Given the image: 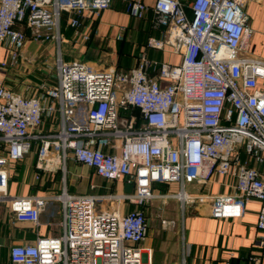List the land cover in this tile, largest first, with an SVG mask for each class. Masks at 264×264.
Listing matches in <instances>:
<instances>
[{"label":"built area","instance_id":"1","mask_svg":"<svg viewBox=\"0 0 264 264\" xmlns=\"http://www.w3.org/2000/svg\"><path fill=\"white\" fill-rule=\"evenodd\" d=\"M252 0H130L129 15L138 21L153 13L161 37L147 49L181 56L178 65L141 55L128 72H98L82 62L56 60L57 84H42L27 98L8 85L11 68L0 61V202H11L18 222L40 224L48 197H8L7 167L39 144V159L51 151L64 161L94 168L108 181L135 183L132 196L109 201L144 204L156 182H180L186 176L207 183L215 174H233L235 193L213 197L212 211L224 217L261 202L258 229L264 232V59L240 57L254 31L245 12ZM112 0H0V49H11L12 62L31 39L63 41L60 25L78 29L84 13L95 16ZM122 28L118 40H123ZM89 37H86L88 39ZM128 113L122 117L121 113ZM56 130L44 133L46 119ZM245 154V159L243 158ZM64 206V234L37 238L34 245L10 250L13 264H144L140 244L148 236L141 210L122 214L98 211L96 196H55ZM264 243V238L262 239ZM256 264L260 260L254 258Z\"/></svg>","mask_w":264,"mask_h":264},{"label":"crops","instance_id":"2","mask_svg":"<svg viewBox=\"0 0 264 264\" xmlns=\"http://www.w3.org/2000/svg\"><path fill=\"white\" fill-rule=\"evenodd\" d=\"M129 1L112 0L111 7L98 17L84 13L78 29L68 26L69 15L64 14L60 25L63 41L30 39L19 52L17 63L12 62L11 49H0V61L11 66L6 85L27 98L37 97L42 84H57L56 60L60 54L65 63L82 62L98 72H128L138 65L143 53L153 59L154 50H146L145 46L150 38L161 37V31L153 28L152 12L145 20L133 19L128 13ZM145 2L151 8L155 5V0ZM245 12L254 34L240 57L264 59V0L250 1ZM122 28H125L123 40H118ZM156 51H163L168 57L161 63L181 62V56L171 53L169 48ZM64 52L69 57L65 58ZM49 54L53 56L48 57ZM56 114L46 119L44 133L56 130L60 113ZM7 153L8 145L0 142V157ZM254 166L264 171L263 166ZM7 176L8 197L51 199L41 212L39 225L18 222L11 212L10 200L0 202V264H13L10 258L13 247L34 245L40 237L63 236L64 206L54 199L62 192L96 196L100 198L96 208L102 212L143 211L149 226L148 236L140 244L144 264H256L254 258L264 264V232L258 229L261 202L251 200L243 210L231 208L224 217L213 214L214 196L235 193L237 178L231 173L215 174L207 183L188 176L183 184L156 182L152 189L154 197L142 205L130 200L109 201L103 197L135 195L136 184L126 179L105 180L94 168L76 162L71 156L64 161L60 152L51 151L45 160H40L39 144L33 142L23 159L10 161ZM74 186L80 187V191L71 193Z\"/></svg>","mask_w":264,"mask_h":264},{"label":"rangeland","instance_id":"3","mask_svg":"<svg viewBox=\"0 0 264 264\" xmlns=\"http://www.w3.org/2000/svg\"><path fill=\"white\" fill-rule=\"evenodd\" d=\"M153 53H154V55L152 57L153 60H158L159 62H162L163 59L166 60L168 58L166 55H164V52L163 51H156V50H154ZM64 55H65V58H67V57H69L70 54H68L67 52H64ZM52 56L53 55L49 54L48 57H52ZM71 57L74 58L73 56H71ZM52 68H54V67H52ZM55 83H56V81H55ZM82 187H83V184H82ZM79 189H80V187H75L74 186V189L71 190V193H74L77 190L80 191Z\"/></svg>","mask_w":264,"mask_h":264},{"label":"bare ground","instance_id":"4","mask_svg":"<svg viewBox=\"0 0 264 264\" xmlns=\"http://www.w3.org/2000/svg\"><path fill=\"white\" fill-rule=\"evenodd\" d=\"M0 180H1V177H0Z\"/></svg>","mask_w":264,"mask_h":264}]
</instances>
